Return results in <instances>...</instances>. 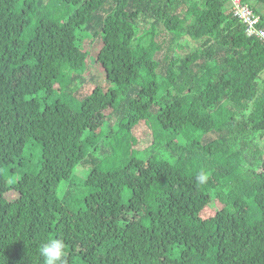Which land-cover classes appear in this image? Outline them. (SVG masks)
I'll list each match as a JSON object with an SVG mask.
<instances>
[{
  "label": "trees",
  "instance_id": "1",
  "mask_svg": "<svg viewBox=\"0 0 264 264\" xmlns=\"http://www.w3.org/2000/svg\"><path fill=\"white\" fill-rule=\"evenodd\" d=\"M242 1L264 27V0ZM231 9L0 0V264H44L50 237L65 264H264V41ZM95 36L110 86L80 98ZM105 109L115 125L101 135ZM81 163L83 185L60 196Z\"/></svg>",
  "mask_w": 264,
  "mask_h": 264
},
{
  "label": "rangeland",
  "instance_id": "2",
  "mask_svg": "<svg viewBox=\"0 0 264 264\" xmlns=\"http://www.w3.org/2000/svg\"><path fill=\"white\" fill-rule=\"evenodd\" d=\"M163 37V35L161 37H158V39H161ZM86 45V49L89 50L90 53V64L88 65V69L87 71L84 73V81L82 80H77V83H74L72 85L74 92L76 93V95L78 97H85L87 94L91 93L92 90L99 84H101L102 86H104L105 88H107L108 86H110V83L106 80V76H105V72L102 68V66L96 62V56L98 51L100 50L101 46L103 45V41L101 39V37L99 36H95L93 38H89L86 40L85 42ZM110 109L109 110H103L100 114L97 115V118L94 122V126H93V130L95 131L96 129L97 132H100L101 135H105L109 129H111L113 127L114 124V120H112V115L110 114ZM116 119V117H115ZM62 123L64 124V122L62 121ZM97 123L102 124V126L100 127ZM92 132V129H90V133ZM136 133L137 135L141 136L139 143H138V148L139 150H143L148 148L151 143H152V136L150 133V130H147V125H141L138 126L136 128ZM149 134V135H148ZM179 138V136H178ZM135 151L137 159H140L138 156H145L146 152H140V151ZM29 154L32 156V166L30 168H28V171H35V166L37 165L39 159H40V150L37 147V145L35 143H33L30 148H29ZM137 159L134 157V159L132 160V162L128 165L127 168L122 169V172L127 171L130 166L137 161ZM112 161H117V160H113L110 159ZM126 161V160H124ZM118 165L120 166L121 164L118 163ZM87 169H88V164H79L77 169L75 170L72 179L69 181H63L61 183L60 189H59V194L60 196L63 195V191L66 190L65 187L67 186L68 182H74L75 184H77V186H81L83 185L84 182V178L87 175ZM21 175V173L19 172L17 177H19ZM62 187V190H61ZM8 196L10 198H13V200L15 198H17L19 196L18 192L16 191H11L8 193ZM125 199H128V193L125 194ZM214 209L216 210V208L214 207ZM214 211V210H212ZM148 212L149 210L147 209H142V213L140 212L137 215V218H141V217H147L148 216Z\"/></svg>",
  "mask_w": 264,
  "mask_h": 264
},
{
  "label": "built area",
  "instance_id": "3",
  "mask_svg": "<svg viewBox=\"0 0 264 264\" xmlns=\"http://www.w3.org/2000/svg\"><path fill=\"white\" fill-rule=\"evenodd\" d=\"M229 2L233 14L243 23L246 35L264 41V27L261 25V16L242 0H229Z\"/></svg>",
  "mask_w": 264,
  "mask_h": 264
},
{
  "label": "clouds",
  "instance_id": "4",
  "mask_svg": "<svg viewBox=\"0 0 264 264\" xmlns=\"http://www.w3.org/2000/svg\"><path fill=\"white\" fill-rule=\"evenodd\" d=\"M196 179L203 184L207 181V176L201 172L197 175ZM39 252L43 257L44 264H65V243L58 237L48 238L40 246Z\"/></svg>",
  "mask_w": 264,
  "mask_h": 264
}]
</instances>
